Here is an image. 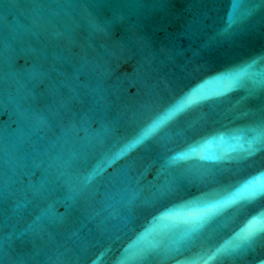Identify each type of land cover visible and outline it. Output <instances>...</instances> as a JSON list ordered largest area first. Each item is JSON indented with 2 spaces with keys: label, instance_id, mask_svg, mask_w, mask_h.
Segmentation results:
<instances>
[{
  "label": "water",
  "instance_id": "95a60500",
  "mask_svg": "<svg viewBox=\"0 0 264 264\" xmlns=\"http://www.w3.org/2000/svg\"><path fill=\"white\" fill-rule=\"evenodd\" d=\"M0 264H264V0H0Z\"/></svg>",
  "mask_w": 264,
  "mask_h": 264
}]
</instances>
